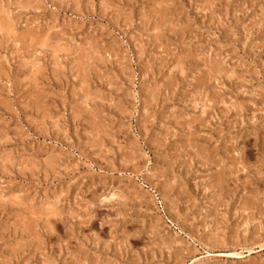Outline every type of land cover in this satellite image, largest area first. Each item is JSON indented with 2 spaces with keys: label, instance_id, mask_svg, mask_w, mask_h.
Returning a JSON list of instances; mask_svg holds the SVG:
<instances>
[{
  "label": "rangeland",
  "instance_id": "obj_1",
  "mask_svg": "<svg viewBox=\"0 0 264 264\" xmlns=\"http://www.w3.org/2000/svg\"><path fill=\"white\" fill-rule=\"evenodd\" d=\"M0 18V264H264V0Z\"/></svg>",
  "mask_w": 264,
  "mask_h": 264
},
{
  "label": "bare ground",
  "instance_id": "obj_2",
  "mask_svg": "<svg viewBox=\"0 0 264 264\" xmlns=\"http://www.w3.org/2000/svg\"><path fill=\"white\" fill-rule=\"evenodd\" d=\"M7 13V12H6ZM1 19V18H0ZM183 71V70H182ZM115 201V200H114Z\"/></svg>",
  "mask_w": 264,
  "mask_h": 264
}]
</instances>
